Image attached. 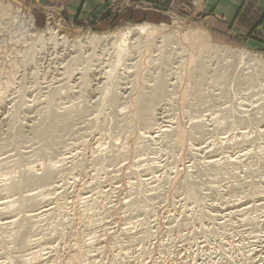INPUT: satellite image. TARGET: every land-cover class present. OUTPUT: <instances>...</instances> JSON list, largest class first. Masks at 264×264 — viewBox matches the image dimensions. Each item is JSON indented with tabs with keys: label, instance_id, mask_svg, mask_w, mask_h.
<instances>
[{
	"label": "rangeland",
	"instance_id": "374dc122",
	"mask_svg": "<svg viewBox=\"0 0 264 264\" xmlns=\"http://www.w3.org/2000/svg\"><path fill=\"white\" fill-rule=\"evenodd\" d=\"M1 1L4 6L12 8V11L20 9V14L23 21L26 22L25 24L29 20H34L33 23L31 22L34 31L30 30V34H27L29 35L27 43L31 46H28L27 43H19L17 45L14 44L16 48L12 45V42L8 43L6 39L3 41V34L1 35L0 33L2 36L0 38V47L3 45V48H0V55L7 51V55L4 53L3 56H0L1 81H6L7 75L4 76V74H7V68L10 66L9 61L15 58L18 61L23 60L21 68L17 72V78L15 77L14 85L12 84L13 86L9 87L12 88L10 90L6 89L5 91L7 92H0V159L1 157L3 158V155H7V158H9V163L0 168V187L10 183V181H6L7 178L6 180L3 178L4 173L5 175L10 172L13 173L15 180L17 179L18 181L21 178L18 181L20 182L23 180L21 171L28 167L30 168L34 165L33 167L39 169L41 164L53 163L65 156H71V159L65 163L64 167H60L61 169L57 170V172L60 171L63 174L60 173L61 176L56 175L57 178L54 177L49 182L48 187L52 186V189L55 186L60 187L58 189L55 187L57 190L48 192L52 189L45 186H32L21 192L6 193L0 188V204L18 200L16 204L18 207L15 206L14 209L6 211V213L11 212L10 217L21 218L28 211L38 209V207L34 209L28 208L29 203L25 200V197L29 193L36 194L43 190H45L43 191L45 195L42 198L46 196L47 203H45L47 205L44 203L45 205L42 204L41 206H48V208L51 207L53 209L48 216L35 222L36 226L38 225L36 232H29L26 236L27 239L30 237L32 240L38 238L42 242L40 246L31 249L35 251H33L34 255L30 250L23 249L18 241L10 237L13 235L12 233L16 232L15 229L19 225L14 228L0 229V264H18V258L23 257V259L27 260V258L32 256L35 259L30 264H78L80 258L76 259L74 256L77 254L79 246L83 247L85 251L82 264H264V235L259 239V242L257 238L250 237V232H253L252 236L264 234V214L259 215L261 217L260 221H262L261 225L240 226V223L245 219L254 217L253 213L255 210L251 209H254L255 206L259 207V211H264V154L258 151L256 153V147H264V137L259 138L258 134L254 133L256 129L249 127V125L241 126V124L236 123V128L230 129L227 127L229 122H238L241 118H249L248 115L251 114L264 113V78L259 77V70L264 69L263 65L252 62L251 64L249 63V66V64L243 63L235 55L240 51H245L253 56L259 55L264 60V50L251 46L245 41L234 40L217 34L209 30L203 23L193 21L186 16L162 15L157 23L121 20L101 26L95 22L67 21L61 11L36 6L29 0ZM143 24L165 25L171 31L173 29V32L177 29L175 33L177 34L180 31L179 33H183L182 35L185 32L189 33L198 30L205 34L209 42L208 45H205L207 46V53L201 55L204 59L201 56H197L198 58L191 66L192 69L190 71L192 72L190 74L193 73V80L188 81L185 86L187 87L186 90L188 89V98L183 109L179 104L180 95L178 94H180V91L178 83L180 69L186 64L185 61H187L188 54L184 52L186 50L181 45L179 46L177 39L172 38L166 46L162 47L163 49L160 48L161 41L157 39L138 42L134 46L135 49L132 50V54L121 65H125L124 67L126 68L121 66L116 68V56L110 45L108 46L102 42L96 45L88 43L89 36L102 38L105 35H111ZM49 27L54 30L53 34L56 36L54 35L51 38L47 32ZM39 32H44V35H39ZM5 42L9 45L12 44L9 47L8 44L5 45ZM146 44L150 47H147ZM156 44L160 46V49L156 48ZM12 47H14V50ZM144 47H147V50ZM31 50L34 52H31L32 57L29 54ZM230 51L235 53L232 58L223 55L224 52ZM168 52H170V55ZM141 54L144 59L141 58ZM179 54L182 56L180 58L181 61L179 60ZM168 57L169 60L167 59ZM200 58L203 59L202 63H199ZM141 59L143 60L142 63ZM151 59L153 60L151 61ZM182 59L186 60L182 61ZM28 60L31 61L29 62ZM127 62L129 65H127ZM133 62L136 63L133 64ZM206 62L209 63L208 66ZM136 64H144L142 66L144 68L143 77L148 93L150 92L149 89H152L157 81L161 79L167 80L171 75V78L166 82L174 84L175 87L171 86L169 88H173L171 89L173 93L168 89L169 93L165 96V101L159 100L157 102L161 105V107L157 106L159 108L157 114L159 113V117L163 118L165 126L169 125L172 127L182 120L181 122H184L183 125L185 126L186 124L187 126L185 128L192 134L193 143L197 145L198 149H206L211 144L204 153H197L199 160H201V156H214L216 159L223 158L225 162L226 160L228 161V157L235 156L233 162L234 160L236 162L239 155L244 151V153L248 154L243 158L242 163L237 160L239 165L236 162L237 164L235 165L230 163L231 166H227L233 173H236L237 177L235 175L232 176L233 174L223 175L214 168L197 167L193 159L187 158L185 164L187 166L192 165L189 177L191 179L184 183V188L181 187L173 193H167L169 191L168 183L175 175L176 157H179V151L171 143L173 141L172 138L161 139L159 137L154 142H146V149L145 147L142 148L143 142L140 144L141 141H139V146L141 145V147L138 146L135 152L136 154L138 152V154H134L133 161L127 157H121L123 160L119 158L115 161H108V155L113 154L111 152L115 149L114 146L116 149L113 152L120 149L121 145L125 146L126 144L127 146L129 139H131L130 136L134 135V130L129 127L125 119L123 121L120 117L124 118L128 114L129 104H126L121 95L124 89L132 88L135 84L136 79L134 78H136V71H138ZM175 64L179 67L175 66ZM199 64L204 67V70L206 69L203 77L200 78L197 75L199 70L195 68ZM165 68L168 70L166 71ZM156 71L157 73H154ZM111 74L114 76L111 77ZM221 74L223 77H221ZM131 76L134 78L132 79ZM222 78L225 81L221 80ZM168 100L169 103H167ZM235 109L242 112L245 111L246 114L243 113L245 116L241 115L242 117L239 116L240 118H238V115H236L232 117V111ZM53 114L61 116L60 124L68 126L63 128V130H57L55 137L50 142L51 139L49 140L48 138L49 134L46 132V128L55 126L52 122ZM162 114L164 115L162 116ZM96 116H101L97 124L96 122L92 123ZM202 121L203 123L206 122L204 124L205 128L202 126L201 128H194L196 124L202 123ZM239 125L240 127H237ZM43 130L45 131L43 132ZM234 132L236 133L234 134ZM218 138L226 140L220 143ZM212 143L215 146L211 148ZM111 144L114 145L112 148ZM27 153L31 155L27 156ZM258 153L261 155H259V159H257ZM106 155L107 161L102 158ZM92 157L93 159L95 158L93 162L90 159ZM86 159L90 160L87 161ZM142 159H153L160 166H163L161 167L162 170L160 169L158 173L154 174V176L157 175L158 177L156 176V181L154 180L148 188H138V184H136L138 183L136 181L138 177L130 176L129 171H122L124 165H131V169L134 168V170L139 172L144 171L147 168L137 165L138 160ZM74 162L81 164V168L80 166H75ZM74 166L76 168L79 167V169H73ZM254 167L259 170V173ZM72 171H74L73 174ZM41 173L43 174L42 171L39 174ZM127 173H129V176ZM249 173L253 174L249 175ZM18 174L19 176H17ZM145 174L149 175L151 173L147 171ZM62 176L64 177L62 178ZM114 177L117 178L115 179ZM128 181H131L129 183L133 185V188L129 185V187H125L124 184H127ZM44 187L45 189H43ZM81 189H83V193L85 191L86 194L88 193L89 200H80L79 196L81 194L79 193L82 192ZM145 189L150 190L146 191ZM258 190L260 193L253 195ZM146 195H148L149 199L142 197ZM49 196L52 198H49ZM228 199L236 203L234 205L243 206L238 208L242 214L234 220L224 218L225 213H221L227 209L226 201ZM21 203H26L27 209H21ZM60 204H66L67 206L66 208L56 209L59 208ZM156 212L159 214L158 217L155 215ZM2 217L0 211V218ZM137 221H141L142 224L137 223ZM134 222L136 223L133 224ZM218 224L220 225L217 226ZM224 224L228 225L222 232ZM229 224L234 226L230 227ZM149 228L154 234L152 232L148 239L140 240L141 232ZM128 229L131 230L127 232ZM127 234H130L129 238H127ZM109 235L116 236V239L108 240ZM209 247L211 249H208ZM240 247L243 250L236 251ZM120 251L123 254L119 253ZM35 256H38V260ZM35 260L37 261L35 262Z\"/></svg>",
	"mask_w": 264,
	"mask_h": 264
},
{
	"label": "bare ground",
	"instance_id": "6f19581e",
	"mask_svg": "<svg viewBox=\"0 0 264 264\" xmlns=\"http://www.w3.org/2000/svg\"><path fill=\"white\" fill-rule=\"evenodd\" d=\"M7 3V2H6ZM9 4V3H8ZM10 6V5H9ZM11 7V6H10ZM13 9L12 8H9V7H6V5L4 6V4L2 3V1L0 0V30H2L0 33H1V35L3 36V41L6 39V41L9 43V42H12L11 44L12 45H17V44H19V43H22V44H26L27 43V40H28V37H29V35H27L29 32H30V30H33L34 31V29H33V26H32V24H31V22L33 23V21H31V20H29L28 22H27V24H25L26 22L25 21H23V19H22V16H21V11H20V9L18 10V11H12ZM24 17V16H23ZM24 20H25V18H24ZM27 21V20H26ZM25 30V31H24ZM177 30V29H176ZM175 30V31H176ZM32 31V32H33ZM53 29L52 28H48V30H47V32L49 33V35L51 36V38H52V36L54 37V35L55 34H53ZM175 31L173 32V29H172V31H171V29H169L167 26H165V25H161V26H156V25H151V24H143V25H136V26H133V27H130V28H127V29H124V30H121V31H119V32H117V33H113V34H111V35H105V36H103L102 38L101 37H97V36H89V38H88V43L89 44H93V45H96V44H99V43H106L108 46L110 45L111 46V48H112V50H113V53L115 54V56H116V63H117V65H116V68H119V66H121V65H123V62L125 61V59L130 55V54H132V50H134L135 49V45L138 43V42H140V41H142V40H146V42L148 41V40H153V39H157V40H160L161 42H160V45H161V47L160 46H158L157 44V47L156 48H158V49H160V48H162V47H164V46H166L167 45V43H169L170 41H171V39L173 38H175V39H177V41H178V44H179V46L181 45L186 51H184V52H186L187 54H185V55H187L188 56V58H186L187 59V61H185L186 62V64L180 69L181 70V72H180V79H179V83H178V88H179V91H180V94H178V95H180L179 97H180V99H179V101H180V105H181V108L183 109L184 107V105L186 104V101H187V90H186V88L187 87H185L187 84H188V81H192L193 80V73L192 74H190V72H192V71H190V69H192L191 68V66H192V64L193 63H195V61H196V58H198L197 56H201L202 54H204V53H207L206 52V47L207 46H205V45H208L209 44V42H208V40H207V38L205 37V34H203L202 32H199L198 30L197 31H194V32H189V33H184V35H182L183 33H175ZM36 32V31H35ZM177 32V31H176ZM183 32V31H182ZM40 34L39 35H44V32H39ZM46 33V32H45ZM47 33V34H48ZM7 35V36H5V35ZM30 34V33H29ZM47 34H45V35H47ZM0 35V38L2 37ZM8 35H11V36H8ZM34 35V34H33ZM56 36V35H55ZM31 37V36H30ZM35 37V36H34ZM45 37V36H44ZM43 37V38H44ZM32 38V37H31ZM47 38V37H46ZM48 39V38H47ZM30 40H32V39H30ZM48 40H50V39H48ZM156 40V41H157ZM2 41V40H1ZM2 41V42H3ZM42 41V40H41ZM50 41H52V40H50ZM1 42V44H3ZM7 42H5V45L6 44H8ZM150 42H152V41H150ZM149 42V43H150ZM10 44V45H11ZM21 44V45H22ZM28 44V43H27ZM49 44V43H48ZM151 44V43H150ZM159 44V43H158ZM9 45V44H8ZM8 45H7V47H8ZM10 45H9V47H10ZM15 45H14V47H15ZM20 45V46H21ZM30 44H28V46H29ZM33 45V44H32ZM155 45V44H154ZM22 46H25V45H22ZM21 46V47H22ZM31 46V45H30ZM146 46H147V44H146ZM153 46V45H152ZM173 46V45H172ZM14 47H12V49L14 48ZM19 47V46H18ZM27 47V46H26ZM137 47V46H136ZM147 47H150L149 45L147 46ZM146 47V48H147ZM160 47V48H159ZM175 47V46H174ZM176 47H177V45H176ZM1 49L3 48V45H2V47H0ZM16 48V47H15ZM23 48V47H22ZM31 48V47H30ZM108 48V47H107ZM145 48V47H144ZM145 48V49H146ZM20 49V48H19ZM27 49L29 50V48L27 47ZM33 49V48H32ZM138 49V48H137ZM144 49V50H145ZM163 49V48H162ZM166 49V48H165ZM183 49V50H184ZM4 50V49H3ZM2 50V51H3ZM14 50V49H13ZM34 50H35V48H34ZM92 50V49H91ZM103 50V49H102ZM111 50V51H112ZM147 50V49H146ZM176 50V49H175ZM174 50V51H175ZM217 50V49H216ZM1 51V50H0ZM5 51V50H4ZM21 51V50H20ZM105 51V50H104ZM108 51H110V50H108ZM110 51V52H111ZM149 51V50H148ZM170 51V50H169ZM22 52H24V51H22ZM30 52V53H29ZM28 53L31 55V57H32V54H31V52H32V50L31 51H29ZM136 52H138V51H136ZM158 52V51H157ZM156 52V53H157ZM176 52V51H175ZM183 52V51H182ZM183 52V53H184ZM215 52V51H214ZM218 53H219V51H217ZM1 53V52H0ZM4 53L5 52H3V55H4ZM32 53H34V52H32ZM144 53H145V51H144ZM147 53V52H146ZM149 53H151V52H149ZM155 53V54H156ZM163 53V52H162ZM169 53V55H170V52H168ZM180 53V52H179ZM10 54V53H9ZM23 54V53H22ZM73 54V53H72ZM92 54V53H91ZM148 54V53H147ZM154 54V53H153ZM233 54H235V53H233L232 51H230V52H224V54L223 55H225V56H227L228 58H232V56H233ZM3 55H0V56H3ZM5 55H7V51H6V53H5ZM26 55H27V53H26ZM142 55V54H141ZM158 55H159V53H158ZM180 55V54H179ZM184 55V54H183ZM236 56H238L239 58H240V60L241 61H243V63H247V64H251L252 62H254V63H258L259 65H263V68H264V60L262 59V57L261 56H253V55H250V54H248L247 52H242V51H240V52H238L237 54H235ZM17 56V55H16ZM109 56V55H108ZM144 56H145V54H144ZM155 56V55H154ZM157 56V55H156ZM7 57V56H6ZM19 57V56H18ZM134 57H135V55H134ZM137 57V56H136ZM152 57V56H151ZM178 57V56H177ZM182 56L180 55V57H179V60H180V58H181ZM184 57V56H183ZM202 57V56H201ZM208 57V56H207ZM217 57V56H216ZM1 58V57H0ZM4 58V57H3ZM34 58V57H33ZM142 59H144L143 58V55H142V57H141ZM146 58V57H145ZM158 58V57H157ZM203 58V57H202ZM202 58H200L199 59V63H202L203 62V59ZM218 58H219V56H218ZM5 59H7V58H5ZM4 59V60H5ZM21 60H22V58H20ZM133 59V58H132ZM137 59H139V58H137ZM137 59H136V61H137ZM141 59V63H142V60ZM168 60H169V57L167 58ZM186 59H184V60H186ZM209 59V58H208ZM207 59V60H208ZM221 59H222V57H221ZM10 60H11V57H10ZM133 60H135V59H133ZM149 60V59H148ZM153 59H151V61H152ZM154 60H156V59H154ZM160 60V59H159ZM177 60V59H176ZM183 59H182V61H184ZM227 60V59H226ZM9 61V60H8ZM29 61V60H28ZM31 61V60H30ZM29 61V62H30ZM39 61V60H38ZM132 61V60H131ZM146 61H147V59H146ZM181 61V60H180ZM2 62H4L3 60H2ZM10 63V66L7 68V74H4V76L5 75H7V77H6V81H1V79H0V92H2V91H5L6 89L7 90H10L11 88H9L10 86H13L14 85V81H15V77L17 78V72H18V70H19V68H21V65H22V63H23V60L22 61H18V60H16V58L15 59H12L11 61H9ZM28 62V63H29ZM111 62V61H110ZM138 62V61H137ZM208 62H209V60H208ZM208 62H206V63H208ZM1 63V62H0ZM28 63H26V64H28ZM113 63V62H112ZM134 63H136V62H133V64ZM146 63V62H145ZM157 63H159V62H157ZM176 63V62H175ZM235 63V62H234ZM7 64V63H6ZM114 64V63H113ZM155 65H158V64H156V63H154ZM159 64H161V63H159ZM183 64H184V62H183ZM250 64H249V66H250ZM111 65V64H110ZM127 65H129V63L127 62ZM137 65V69H138V71H136V78H134V79H136L135 80V84L133 85V87L132 88H127V89H124V92H123V94L121 95L122 96V98L126 101V104H129V107H128V114H127V116H124V118L123 117H120L123 121H124V119H125V121H127V124L129 125V127H131L133 130H134V135L133 136H130L131 137V139H129V143L127 144V146H126V144H125V146L124 145H121L120 146V149H117V151H114L113 152V150H115L116 149V147L114 146V145H112L111 144V148H112V146H114V148L115 149H113L112 150V152L111 153H113L112 155L110 154V155H108V161H111V160H117V159H119V158H121V157H127L128 159H132L133 157H134V154H136L135 152H136V150L138 149V146H139V141H141L140 142V144H142V142H143V144H142V148H144L145 147V143L146 142H154L156 139L158 140V138L160 137L161 139L162 138H172V140L173 141H171V143H173L174 144V146H175V149H177L178 151H179V157H176L177 159H176V166H175V168H174V170H175V175H173L174 177L172 178V179H170V181H169V191L167 192V193H173V192H175V191H177L178 190V188H181V187H183L184 188V183H186V181L187 180H190L189 179V177H190V175H191V168H192V165H190V166H187L185 163H186V159L187 158H191V159H193L194 161H195V166H197V167H205V168H214L217 172L218 171H220V173H222L223 175H231V174H233L232 176H236L237 177V175H236V173H233L230 169H228L227 168V166L228 165H230V163L232 164V165H235V164H237L239 161H240V163H242L241 161L243 160V158L244 157H246V155H248V154H246V153H242L241 155H239V157L237 158V160H239V161H237L236 160V162H235V160H234V162H233V158H235V156H231V157H228L227 159H228V161L226 160L225 162L223 161L224 159L222 158V159H216V158H214V156H205V157H200L201 158V160H199L198 158V154L199 153H204L205 151H206V149L211 145H209L206 149H198L197 148V145L196 144H194L193 143V136H192V134L190 133V131H188L186 128H187V126H186V124H185V126H186V128H185V126L183 125V123L181 122L182 120H180V118H179V122L177 123V124H174V126H165L164 125V121H163V118H161V117H159L160 115H158L157 114V112L159 111L158 109L159 108H157V106L159 105L160 107H161V105L160 104H158L157 102L159 101V100H162V102H164L165 100V96L169 93V91H168V89L171 87V86H174V84H168V82H166L168 79H170L171 78V75H170V78H168L167 80H163V79H161V80H159L158 78V80L159 81H157L156 82V84H155V86L152 88V89H149L150 90V92L148 93L147 92V87H146V85H145V79H144V77H143V73H144V68L142 67L143 65H139V64H136ZM135 65V66H136ZM139 65V66H138ZM171 65V64H170ZM209 65V63L207 64V66ZM25 66V65H24ZM118 66V67H117ZM125 66V65H124ZM124 66H121V67H124ZM134 66V65H133ZM153 66V65H152ZM164 66V65H163ZM172 66V65H171ZM170 66V67H171ZM175 66H178V65H176L175 64ZM217 66V65H216ZM220 66V65H219ZM236 66V65H235ZM234 66V67H235ZM240 66V65H239ZM245 66H247V65H245ZM6 67V66H5ZM66 67V66H65ZM129 67V66H128ZM131 67H132V64H131ZM146 67H147V65H146ZM145 67V68H146ZM174 67V66H173ZM179 67V66H178ZM260 67V66H259ZM114 68H115V66H114ZM124 68H126V67H124ZM134 68V67H133ZM149 68V67H148ZM158 68V67H157ZM167 68L169 69V67L167 66ZM167 68H165L166 69V71L168 70ZM175 68V67H174ZM177 68V67H176ZM195 68H198V72H197V75H198V78H200V77H203V74L205 73V71H206V69L204 70V67L203 66H201L200 64L197 66V67H195ZM207 68V67H206ZM231 68V67H230ZM253 68V67H252ZM262 68V67H261ZM136 69V70H137ZM150 69V68H149ZM208 69H210V68H208ZM241 69H243V68H241ZM116 70V69H115ZM128 70H130V69H128ZM132 70V69H131ZM250 70V69H249ZM255 70V69H254ZM0 71H1V69H0ZM68 71V70H67ZM117 71H118V69H117ZM134 71V70H133ZM145 71H146V69H145ZM175 71V70H174ZM178 71V70H177ZM208 71V70H207ZM226 71V70H225ZM3 72V71H2ZM132 72V71H131ZM130 72V73H131ZM135 72V71H134ZM159 72V71H158ZM5 73V72H4ZM20 73V72H19ZM150 73V72H149ZM154 73H157V71L156 72H154ZM153 73V74H154ZM175 73H177V72H175ZM207 73V72H206ZM21 74V73H20ZM81 74V73H80ZM117 74V73H116ZM151 74V73H150ZM159 74V73H158ZM213 74V73H212ZM226 74V73H225ZM3 75V74H2ZM160 75V74H159ZM167 75V74H166ZM208 75V74H207ZM252 75V74H251ZM23 76V75H22ZM114 75L113 74H111V77H113ZM132 76H133V74H132ZM132 76H131V78H132ZM152 76V75H151ZM229 76V75H228ZM244 76V75H243ZM128 77V76H127ZM130 77V76H129ZM148 77V76H147ZM216 77V76H215ZM221 77H223L222 76V74H221ZM220 77V78H221ZM242 77V76H241ZM245 77H247V76H245ZM254 77V76H253ZM259 77H261V78H264V69L263 70H259ZM258 77V78H259ZM79 78H80V76H79ZM78 78V79H79ZM84 78V77H83ZM132 78V79H133ZM154 78V77H153ZM160 78V77H159ZM205 78H206V76H205ZM226 78V77H225ZM156 79V80H157ZM216 79V78H215ZM58 80H60V79H58ZM62 80V79H61ZM68 80V79H67ZM204 80V79H203ZM221 80H224L223 78L221 79ZM247 80V79H246ZM170 81V80H169ZM176 81V80H175ZM197 81V80H196ZM225 81V80H224ZM252 81V80H251ZM57 82V81H56ZM70 82V81H69ZM172 82V81H171ZM20 83V82H19ZM64 83V82H63ZM154 83V82H153ZM152 83V84H153ZM175 83V82H174ZM202 83V82H201ZM13 84V85H12ZM17 84V83H16ZM147 84V83H146ZM190 84V83H189ZM212 84V83H211ZM58 85V84H57ZM177 85V84H176ZM262 85V84H261ZM50 86V85H49ZM150 86V85H149ZM197 86V85H196ZM175 87V86H174ZM190 87V86H189ZM195 87V86H194ZM9 88V89H8ZM191 88V87H190ZM192 88H193V86H192ZM201 88V87H200ZM123 89V88H122ZM171 89H173V88H171ZM171 89H169L170 90V92H172L173 93V91H171ZM258 89V88H257ZM74 90V89H73ZM123 91V90H122ZM129 91V92H128ZM174 91H175V89H174ZM198 91V90H197ZM5 92H7V91H5ZM13 92H15V91H13ZM58 92V91H57ZM199 92V91H198ZM202 92V91H201ZM51 93V92H50ZM171 93V94H172ZM177 93V92H176ZM4 94V93H3ZM6 94V93H5ZM10 94V93H9ZM56 94V93H55ZM200 94V93H199ZM202 94V93H201ZM177 94H176V96H178ZM3 96V95H2ZM169 96H170V94H169ZM202 96V95H201ZM174 97V96H173ZM173 97H171V98H173ZM178 97V98H179ZM258 97V96H257ZM170 98V97H169ZM168 98V99H169ZM177 98V99H178ZM196 98V97H195ZM198 98H201V97H198ZM51 99V98H50ZM55 99V98H54ZM6 100H8V99H6ZM164 100V101H163ZM247 100V99H246ZM195 101V100H194ZM194 101H192L193 103H194ZM177 102V101H176ZM167 103H169V100H168V102ZM192 103V104H193ZM241 103V102H240ZM260 103V102H259ZM190 104V103H189ZM164 105V104H163ZM173 105V104H172ZM158 106V107H159ZM175 106V105H174ZM249 106V105H248ZM170 107V106H169ZM165 108V107H164ZM163 108V109H164ZM253 108V107H252ZM162 109V108H161ZM187 109V108H186ZM244 110V109H243ZM180 111H181V109H180ZM232 111V110H231ZM256 111V110H255ZM254 112V111H253ZM54 113V112H53ZM167 113V112H166ZM185 113V112H184ZM232 117H234V116H236V115H238V118H240L239 116H241V115H244L245 116V111L244 112H242V111H239L238 109H235V110H233L232 111ZM243 113H245V114H243ZM124 114V113H123ZM178 114V113H177ZM119 115H120V113H119ZM164 114H162V116H163ZM182 115V114H181ZM180 115V116H181ZM231 115V114H230ZM176 116V115H175ZM2 117H4V116H2ZM46 117H47V115H46ZM93 117V116H92ZM242 117V116H241ZM248 117L249 118H245V119H243V118H241V119H239L238 120V122H235V121H233V122H229V123H227V127L228 128H230V129H232V128H234L235 127V124L236 123H239V124H241V126H243V125H249V127H254V129H256V132H254V133H257L258 134V136H259V138H261V137H264V113L262 112V113H256L255 115H248ZM6 118V117H5ZM50 118V117H49ZM48 118V119H49ZM94 118V117H93ZM99 118L101 119V116L99 117V116H96L95 117V119L92 121V123H94V122H96V124L98 123V121H99ZM118 118V117H117ZM177 118V117H176ZM201 118V117H200ZM119 119V118H118ZM205 119V118H204ZM203 119V120H204ZM51 120V119H50ZM60 120H61V116H59L58 114H53L52 115V122L55 124V126H49V127H47L46 128V132L49 134L48 135V138H49V140H50V142L52 141V139H53V137H55L54 135H55V133H56V131L57 130H60V129H62L63 130V128H67V126L68 125H66V126H63V124H60ZM88 120V119H87ZM168 120V119H167ZM171 120V119H170ZM215 120H217V119H215ZM232 120V119H231ZM163 121V122H162ZM185 121V120H184ZM190 121V120H189ZM90 122V121H89ZM101 122V121H100ZM122 122V121H121ZM168 122V121H167ZM196 122V121H195ZM197 122H198V120H197ZM113 123V122H112ZM206 123V122H205ZM205 123H203V121H202V123H199V124H196L195 126H194V128L196 127V129H197V127H200L201 128V126L202 127H204L205 128ZM217 123H219V122H217ZM122 124V123H121ZM171 124V123H170ZM189 124V123H188ZM213 124H214V122H213ZM220 124V123H219ZM49 125V124H48ZM64 125H65V123H64ZM222 126V125H221ZM225 126V125H224ZM29 127V126H28ZM212 127V126H211ZM237 127H240V125L239 126H237ZM30 128V127H29ZM42 128V127H41ZM189 128V127H188ZM221 128V127H220ZM227 128V129H228ZM236 128V127H235ZM126 129V128H125ZM131 129V130H132ZM190 129V128H189ZM195 129V130H196ZM207 129V128H206ZM248 129V128H247ZM214 130V129H213ZM243 130V129H242ZM12 131V130H11ZM45 130H43V132H44ZM197 131V130H196ZM215 131V130H214ZM254 131V130H253ZM253 131H252V133H253ZM243 132V131H242ZM246 132V131H245ZM193 133V132H192ZM236 132H234V134H235ZM239 133H240V130H239ZM254 133H253V135H254ZM194 134V133H193ZM205 134V133H204ZM217 134V133H216ZM195 135V134H194ZM201 135H202V133H201ZM247 135V134H246ZM221 136V135H220ZM240 136V135H239ZM242 136H244V134H242ZM241 136V137H242ZM128 137V136H127ZM126 137V138H127ZM256 137V136H255ZM193 138V139H192ZM213 138V137H212ZM224 138H226V137H224ZM219 139V141H220V143H223V142H225V140L226 139ZM233 138H235V137H233ZM243 138V137H242ZM248 138V137H247ZM247 138H245V139H247ZM216 139V138H215ZM235 139H237V138H235ZM241 139V138H240ZM239 139V140H240ZM244 139V138H243ZM164 140V139H163ZM232 140V139H231ZM230 140V141H231ZM238 140V141H239ZM165 141V140H164ZM209 141V140H208ZM213 141V140H212ZM211 141V142H212ZM237 141V140H236ZM127 142V141H126ZM257 142V141H256ZM114 143V142H113ZM167 143V142H166ZM202 143V142H201ZM234 143V142H233ZM246 143V142H245ZM114 144H116V143H114ZM118 144V143H117ZM152 144V143H151ZM205 144V143H204ZM216 144V143H215ZM229 144V143H228ZM99 145H101V144H99ZM148 145V144H147ZM208 145V144H207ZM223 145V144H222ZM224 145H226V144H224ZM247 145V144H246ZM103 146V145H102ZM153 146V145H152ZM215 145H214V143H212V146H211V148L212 147H214ZM250 146V145H249ZM139 147H141V145L139 146ZM98 148V147H97ZM141 148V149H142ZM257 148V150H256V153H257V151L259 152V153H261V154H264V147L263 146H259V147H256ZM26 149H28V148H26ZM99 150H100V148H98ZM145 149H146V147H145ZM252 149V148H251ZM32 150V149H31ZM30 150V151H31ZM140 150V149H139ZM174 150V149H173ZM253 151V150H252ZM251 151V152H252ZM27 152V151H26ZM64 152H66V151H64ZM67 153H69V152H67ZM198 153V154H197ZM207 153V152H206ZM258 153V158L257 159H259V154ZM64 154V153H63ZM70 154V153H69ZM137 154H138V152H137ZM136 154V155H137ZM141 154V153H140ZM211 155H212V153H210ZM252 154V153H251ZM23 155H24V153H23ZM30 156L31 154H28L27 153V156ZM61 156H62V154H60ZM59 155V156H60ZM167 155V154H166ZM6 158H5V157ZM70 156V155H69ZM73 156V155H72ZM140 156H142V155H140ZM139 156V157H140ZM261 156V155H260ZM19 157V156H18ZM71 157V156H70ZM70 157H62L61 158V160L59 161V160H57L58 161V163H56L55 161L53 162V163H48V164H46V165H40L39 167H41V168H39V169H37L36 167H28L27 169H25V170H23L22 169V167H21V169L23 170V171H21V175L23 176V180L22 181H20V182H18L17 181V179L15 180V177L12 175L13 173H9V174H7V175H5V173H4V175H3V178H5V180H6V178H7V180L6 181H10V183H8V184H5V185H3L2 187H0V188H2L3 189V191L4 192H6V193H13V192H21V191H24V189H29L30 187H32V186H36V187H38V186H45V187H48L49 186V182H50V180H52V179H54V177H56V175H60L61 176V174H63V173H61L60 171H58L57 172V170L60 168V167H64L65 166V163L66 162H68L71 158ZM74 157V156H73ZM106 157H107V155L106 156H104V157H102L103 158V160H106ZM136 157V156H135ZM150 157V156H149ZM174 157V158H175ZM198 157V158H197ZM222 157V156H221ZM254 157V156H253ZM11 158V157H10ZM27 158H29V157H27ZM90 159H92V162H93V160L95 159H93V157L92 158H90ZM89 159V160H90ZM215 159V160H214ZM252 159V158H251ZM261 159H262V157H261ZM9 158H7V155H3V158L1 157V159H0V168L1 167H3L4 165H6L7 163H9ZM73 160V159H72ZM87 160V159H86ZM89 160H87V161H89ZM102 160V161H103ZM121 160H123L122 158H121ZM124 160H125V158H124ZM160 160V159H159ZM247 160V159H246ZM263 160V159H262ZM51 161H53V160H51ZM107 161V160H106ZM105 161V162H106ZM132 161H133V159H132ZM161 161V160H160ZM251 161V160H250ZM259 161V160H258ZM71 162V161H70ZM95 162V161H94ZM191 162V161H190ZM261 162V161H260ZM259 162V163H260ZM263 162V161H262ZM47 163V162H46ZM91 163V162H90ZM129 163H130V161H129ZM128 163V164H129ZM133 163H135V162H133ZM255 163H257V162H255ZM259 163H258V165H259ZM73 164V163H72ZM74 164H75V166L77 165V166H80V168H81V164L79 165V163H75L74 162ZM73 164V165H74ZM104 164V163H103ZM82 165H83V163H82ZM133 165H135V164H133ZM137 165H139V166H144L145 168H147V169H144V171H142V172H139V171H137V170H134V168L133 169H131V165H128V166H126V165H124V166H126V167H124L123 166V168L124 169H122V171L124 170V171H129V173H127V175L129 174L130 176L132 175V176H135V177H138V180L136 179V181H138V183H136V184H138V188L139 187H145V188H148L149 186H151V184L153 183V181L155 180L156 181V178L158 177L157 175V177L156 176H154V174H156V173H158L159 171H160V169H161V167H163V166H160L159 165V163L158 162H156V160H153V159H146V160H138V163H137ZM136 165V166H137ZM238 165H239V163H238ZM242 165V164H241ZM8 166V165H7ZM31 166V165H30ZM70 166V165H69ZM74 166V167H75ZM231 166V165H230ZM15 167V166H14ZM68 167V166H67ZM66 167V168H67ZM73 167V169H79V167L78 168H74ZM141 167V168H142ZM234 167V166H233ZM236 167H238V166H236ZM244 167V166H243ZM242 167V168H243ZM256 167V166H255ZM254 167V168H255ZM139 168V167H138ZM61 169V168H60ZM70 169V168H69ZM72 169V168H71ZM121 169V168H120ZM137 169V168H136ZM234 169V168H233ZM253 169V168H252ZM256 169V171L258 172L259 170H257V168H255ZM259 169V168H258ZM16 170H17V167H16ZM62 170H64V168H62ZM139 170V169H138ZM142 170V169H141ZM149 171L151 174H149V175H146L145 173L147 172V171ZM162 170V169H161ZM237 170V169H236ZM254 170V169H253ZM43 172V174L41 173V174H39L40 172ZM70 171V170H69ZM76 171V170H75ZM255 171V172H256ZM73 172L74 171H72V174H73ZM108 172V171H107ZM106 172V174H108ZM112 172V171H111ZM236 172V171H235ZM250 172H251V170H250ZM254 172V171H253ZM61 173V174H60ZM76 173V172H75ZM110 173V172H109ZM125 173V172H124ZM259 173V172H258ZM69 174V173H68ZM114 174V173H113ZM126 174V173H125ZM238 174V173H237ZM251 173H249V175H250ZM253 174V173H252ZM251 174V175H252ZM71 175V174H70ZM112 175V174H111ZM128 175V176H129ZM5 176H8V177H5ZM17 176H19V174L17 175ZM123 176H125V175H123ZM128 176H126V177H128ZM2 177V176H1ZM59 177V176H58ZM64 176H62V178H63ZM67 177V176H66ZM66 177H65V179H66ZM68 177H70V176H68ZM125 177V178H126ZM227 177V176H226ZM230 177V176H229ZM17 178V177H16ZM57 178V177H56ZM113 178V177H112ZM115 178V177H114ZM117 178V177H116ZM115 178V179H116ZM124 178V177H123ZM192 178H193V176H192ZM2 179V178H1ZM65 179H63L64 181H65ZM127 179V178H126ZM135 179V178H134ZM129 180V179H128ZM193 180V179H192ZM1 181H4V180H1ZM111 181V180H110ZM124 181V180H123ZM101 182V181H100ZM105 182V181H104ZM129 182H131V181H128V183L127 184H124L125 185V187L127 186V187H132L133 185H131V183H129ZM191 182V181H190ZM195 182V181H194ZM126 183V182H125ZM133 183V182H132ZM135 183V182H134ZM188 183V182H187ZM192 183V182H191ZM4 184V183H3ZM1 185V184H0ZM58 185V184H57ZM129 185V186H128ZM186 185V184H185ZM193 185V184H192ZM54 186V185H53ZM64 186V185H63ZM100 186V185H99ZM45 187L43 188V189H45ZM52 187V186H51ZM50 187V188H51ZM56 187V186H55ZM54 187V189H52V190H50V191H48V192H52L53 190H57L58 188H60V187H56L55 188ZM62 187V186H61ZM103 187H104V185H103ZM256 187V186H255ZM49 188V187H48ZM49 188V189H50ZM64 188H66L65 186H64ZM64 188H62V189H64ZM133 188V187H132ZM137 188V189H138ZM152 188V187H151ZM38 189V188H37ZM106 189V188H105ZM152 189H154V188H152ZM254 189V188H253ZM47 190V189H46ZM66 190V189H65ZM82 190V192L81 193H79V194H81L79 197L81 198L80 200L81 201H87V200H89V196L86 194V191H85V193H83V189H81ZM85 190V189H84ZM86 190H87V188H86ZM126 190V189H125ZM146 191H149L150 189H145ZM43 191H45V190H43ZM43 191L42 192H39V193H36V194H33L32 193V191H31V193L32 194H28V196L27 197H25V200L29 203V206H28V208H36V207H38V209H36V210H32V211H28L26 214H24L21 218H16V216H15V218L14 217H10L9 215L11 214V212L10 213H6V211H10V210H12V209H14L15 208V206H17L18 207V205H16L17 204V202H18V200H14V201H9V202H6V203H4V202H2L1 204H0V211H1V213H2V218H0V229H9V228H14L16 225H19V227H17L15 230H16V232L15 233H12L13 235H11L10 237L11 238H13V240H15V241H18L19 243H20V245L23 247V249H28V250H30L31 251V253L33 254V251L31 250V249H35V247L36 246H40L41 245V243L42 242H40V240H38V238L37 239H35L34 238V240H32V239H27L26 238V236H27V234L30 232H32V233H35L36 232V228H37V226H36V221L37 220H39V219H42V218H44V217H46V216H48L52 211H53V209L50 207V208H48V206H41L42 204H44L45 202H46V196L44 197V198H42L45 194L43 193ZM104 191V190H103ZM250 191H252V190H250ZM254 191V190H253ZM252 191V192H253ZM33 192H34V190H33ZM190 192H192V190H190ZM258 192V193H257ZM255 191L254 192V194L253 195H258L260 192H259V190L258 191ZM90 193H91V190H90ZM49 194V193H48ZM78 194V195H79ZM150 194V193H149ZM195 194V193H194ZM251 195H252V193H250ZM54 195V194H53ZM96 195V194H95ZM76 196V195H75ZM171 196V195H170ZM48 197V196H47ZM78 197V198H79ZM91 197V196H90ZM143 198H147V199H149V197H148V195H146V196H142ZM198 197V196H197ZM49 198H52V197H50L49 196ZM75 198V197H74ZM78 198H76V199H78ZM7 199V198H6ZM76 199H74V200H76ZM91 199V198H90ZM51 200V199H50ZM3 201V200H2ZM66 201V200H65ZM50 202V201H49ZM78 202H80V201H78ZM47 203V202H46ZM45 203V204H46ZM63 203H65V202H63ZM22 205H21V209H27L26 208V203H21ZM44 204V205H45ZM50 204V203H49ZM69 204V203H68ZM119 204H120V202H119ZM226 204H227V209L226 210H223L221 213H225L224 214V218H229V219H231V220H234L235 218H237L238 216H240L241 214H242V212H241V210L239 209L238 210V208L240 207H243V206H239V205H234V204H236V203H234V202H232L230 199H228L227 201H226ZM47 205V204H46ZM70 205V204H69ZM73 205V204H72ZM41 206V207H40ZM57 206V205H56ZM66 204H60L59 205V208H56V209H61V208H66ZM73 206H75V205H73ZM119 206V205H118ZM40 207V208H39ZM70 208V207H69ZM116 208H117V206H116ZM116 208H114V209H116ZM120 208V207H119ZM67 209H68V207H67ZM118 209V208H117ZM165 209V208H164ZM65 210V209H64ZM251 210H255V212L253 213L254 215V217H249V218H247V219H245L242 223H240V226H244V227H247V226H259V225H261L262 223V221H260V219H261V217L259 216V215H261V214H264V211H262V210H260L259 211V207L258 206H255L254 207V209H251ZM58 211V210H57ZM117 211V210H116ZM167 212V211H166ZM157 217H158V212H156V214H155ZM217 215V214H216ZM13 216V215H12ZM18 216V215H17ZM156 216H155V218H156ZM154 218V219H155ZM170 218V217H169ZM158 219V218H157ZM157 221V220H156ZM38 222V221H37ZM136 222H134L133 224H135ZM137 223H141V221L139 222V221H137ZM142 224V223H141ZM146 224V223H145ZM136 225H138V224H136ZM220 224H218L217 226H219ZM228 224H224V226H223V228H222V232L224 231V229H225V227L227 226ZM135 226V225H134ZM229 226L231 227V226H234L233 224H229ZM129 227V226H128ZM132 227H133V225H132ZM137 227H140V226H137ZM135 228V227H134ZM127 229V228H126ZM136 229V228H135ZM134 229V230H135ZM39 230V229H38ZM131 229H128L127 230V232L128 231H130ZM133 230V231H134ZM231 230H233L234 231V229L233 228H231ZM120 232V231H119ZM152 232L153 231H151V228H149L148 230H146V231H144V232H141V237H140V240H145V239H148L151 235H152ZM112 233V232H111ZM251 234H250V237H252V238H257L258 239V242H259V239H261L262 237H263V235L264 234H256V235H254V236H252L253 235V232H250ZM153 234H154V232H153ZM119 235V234H118ZM121 235V234H120ZM130 234H127L126 236H127V238H129L130 236H129ZM37 236V235H36ZM38 237V236H37ZM118 237V236H117ZM109 239L108 240H114V239H116V236H110L109 235V237H108ZM43 239V238H42ZM106 241V240H105ZM121 241H122V239H121ZM19 243H18V245H19ZM46 244H47V242H46ZM91 244V243H90ZM210 245H211V243H209ZM208 245V244H207ZM215 245V244H214ZM230 245V244H229ZM88 246V245H87ZM147 246V245H146ZM200 246V245H199ZM212 246V245H211ZM218 246V245H217ZM259 246V245H258ZM253 248V247H252ZM255 248H257V247H255ZM51 249H54V248H51ZM50 249V250H51ZM208 249H211L210 247L208 248ZM185 250V249H184ZM243 250V248L242 247H240V248H237V250L236 251H242ZM248 250H249V248H248ZM30 251H27V252H30ZM49 251V250H48ZM52 251V250H51ZM55 251V250H54ZM126 251V250H125ZM35 252V251H34ZM253 252V251H252ZM84 253H85V251H84V249H83V247H81V246H79L78 247V249H77V254L74 256V257H76V259L77 258H80V261H78V264H82V262H83V260L84 259H82L83 257H84ZM119 253H121V251L119 252ZM246 253V252H245ZM247 253H249V252H247ZM251 253V252H250ZM121 254H123V253H121ZM29 255H31V254H29ZM34 255V254H33ZM42 255V254H41ZM45 255V254H44ZM246 255H249V254H246ZM38 256H40L39 254H38ZM38 256H35V257H37V260H38ZM173 256V255H172ZM25 257V256H24ZM33 257V256H32ZM32 257H29V258H27V260L26 259H23V257L22 258H18V260H17V263L18 264H30V262H32L35 258H32ZM117 257H119V256H117ZM116 257V258H117ZM40 258V257H39ZM176 258V257H175ZM262 258V257H261ZM195 259V258H194ZM37 260H35V262L37 261ZM41 260V259H40ZM197 262V261H196ZM194 263H195V261H194ZM211 263V262H210ZM35 264V263H34Z\"/></svg>",
	"mask_w": 264,
	"mask_h": 264
},
{
	"label": "crops",
	"instance_id": "0c3cea01",
	"mask_svg": "<svg viewBox=\"0 0 264 264\" xmlns=\"http://www.w3.org/2000/svg\"><path fill=\"white\" fill-rule=\"evenodd\" d=\"M56 9L67 21L157 23L160 16H186L209 30L264 50V0H29Z\"/></svg>",
	"mask_w": 264,
	"mask_h": 264
}]
</instances>
